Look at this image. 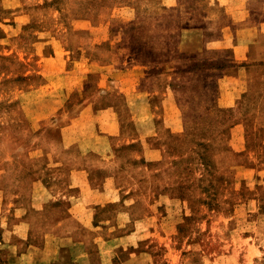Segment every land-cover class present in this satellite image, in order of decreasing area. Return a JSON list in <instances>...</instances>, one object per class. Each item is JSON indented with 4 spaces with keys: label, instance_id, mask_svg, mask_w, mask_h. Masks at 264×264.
Instances as JSON below:
<instances>
[{
    "label": "rangeland",
    "instance_id": "obj_1",
    "mask_svg": "<svg viewBox=\"0 0 264 264\" xmlns=\"http://www.w3.org/2000/svg\"><path fill=\"white\" fill-rule=\"evenodd\" d=\"M211 1L0 0V224L12 219L9 209H32V238L40 242L42 229L57 226L32 206L37 182L54 197L89 193L83 194L87 213L62 217L77 242L54 249L52 264H264V59L251 75L250 93L234 108L217 109L219 74H202L187 89L176 74L181 119H132L115 88L109 104L125 117L115 123L110 145L98 142L99 151H87L89 141L81 146L79 137L71 148L60 141L65 123L106 102L98 74L58 67H75L80 51L100 59L105 51H133L145 64H163L188 43L182 28L202 27L192 34L197 47L204 32L206 38L223 33V23H202L193 13L183 20V10H203ZM247 1L248 25L264 41V0ZM202 60L197 69L207 67ZM48 71L64 85L47 86ZM168 79L159 75L146 85L154 83L153 100L162 109ZM246 110L248 119L218 118ZM106 144L107 153H100ZM92 163L107 167L87 166ZM72 164L86 166L80 178L91 182L73 186ZM62 202L52 210L66 211ZM8 257L0 249V264H10Z\"/></svg>",
    "mask_w": 264,
    "mask_h": 264
},
{
    "label": "crops",
    "instance_id": "obj_2",
    "mask_svg": "<svg viewBox=\"0 0 264 264\" xmlns=\"http://www.w3.org/2000/svg\"><path fill=\"white\" fill-rule=\"evenodd\" d=\"M164 4L169 7L175 6L174 2ZM191 13H193V15H190L191 17L198 18V21L202 23L217 25L223 23L221 28L223 33L219 36L215 35L206 38L207 32H204L205 36L204 34L202 35L205 38L202 39L201 46L197 47L194 46L192 34L200 33L202 27L182 28L181 39H187L188 43L184 47H180L179 51H174L176 53L174 57L168 56L167 61L163 64L158 63L156 60L145 64L134 57L133 51H105L103 59H100L102 55L94 54V51H80L81 60L75 67H58L57 70L60 71L98 74L99 78H102V81L96 83L97 89L102 98L100 99L106 102L105 106L89 108V117L84 112V117L74 119L73 122L65 123L61 127L60 141L63 149L71 148V146L75 145V143H71L73 136L80 138L79 140L82 141L80 143L81 146H86L83 140L89 141L90 147L86 148L87 151H99L98 142H108V145H110V137L118 133V131L114 130L115 123L120 120L122 122L125 117L122 115V111L124 112L126 105L130 109L132 119L136 118L143 121L181 119L182 117L178 116V113L181 114V112L178 107V103L180 104V102L177 97V93L181 91H177L175 86L176 74H179L177 76L186 82L185 89L190 87V83L200 80V75L202 74H219L217 109L234 108L239 102L241 104L243 97L250 93V87L253 82L251 75L256 74L257 65L264 59V41H262V35L256 28L254 29L248 25L251 14L248 1L212 0L203 10L192 12H188V10L185 12L183 10V20L185 21L187 14ZM56 54H59V51ZM117 55H120V61L115 60ZM168 55H171V52H168ZM201 60L207 63V67L197 69L196 66ZM222 60L224 61L222 62ZM153 68H157L156 73L158 74L149 76L150 70ZM44 73H48L44 74L47 86L60 87L64 85V83H61V78H54L49 71ZM159 75H169L170 78L162 96L164 109L158 107L155 103L156 101L153 100L156 94H158L154 83H151L153 87L151 85L146 86L153 78L158 79ZM215 84H217V81H215ZM200 85L201 83L197 88ZM115 88H120L117 94H120L122 98L120 101L122 111L120 110L119 112L115 111L113 106H110L112 103L109 104V100L113 99L112 89ZM160 108L162 109V114H159L161 112L158 113ZM240 112L235 115L229 111L226 116H218V118L232 120L249 118L248 110L242 113L243 116L240 115ZM93 114H95V117ZM85 118L86 121L90 118L92 119H90V122L85 123ZM168 125L173 128L171 123ZM239 126L237 125V127ZM155 133V130H150L149 132V134ZM108 145L106 144L100 153H107ZM89 162L91 161L89 160ZM104 164L92 163L87 166L90 168L107 167ZM71 167H74L71 177L73 186L91 182V179L89 181L87 179L86 181V179L80 178V174L86 172L83 171L86 169V166L81 167L77 164H72ZM105 179L108 180L107 182H110L108 178ZM37 185L36 191L31 195L32 206L38 211V214L46 216L48 221L51 220L50 217L56 220L51 224L57 227L53 230L42 229V231L47 232L40 242H36L32 238V229L34 224H36V221L32 219L34 211L27 207L9 209L7 215L11 213L13 217L12 219L5 217L0 224L4 231V236L0 239V249L8 251L10 264L54 263L56 259L52 257L53 250L58 249L56 252H59V249L65 246L64 242L75 240L71 235L72 231L66 228L67 219H62V217L70 215L72 218L78 219L80 215L87 213L91 208V204L83 197V194L89 195V193H84V190L83 193L77 195L75 193L71 196L59 195V198L54 197L51 192L45 191L43 182H37ZM54 201H63L61 205H65L66 203V211H62L59 208L52 210ZM48 207L49 210L46 213L45 211ZM39 210L44 211L39 212ZM61 232H64L63 235L60 234Z\"/></svg>",
    "mask_w": 264,
    "mask_h": 264
}]
</instances>
